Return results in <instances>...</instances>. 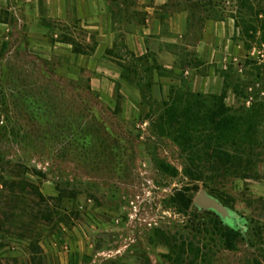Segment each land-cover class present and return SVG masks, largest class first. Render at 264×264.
<instances>
[{"label": "rangeland", "instance_id": "obj_1", "mask_svg": "<svg viewBox=\"0 0 264 264\" xmlns=\"http://www.w3.org/2000/svg\"><path fill=\"white\" fill-rule=\"evenodd\" d=\"M105 2L113 22L133 17L140 23L152 5ZM42 5L38 1L34 10L24 3L22 17L30 24L32 17H42L45 25ZM155 8L160 34L168 38L166 54L125 58L121 81L102 77L93 61L81 67L72 54L95 47L93 34L75 19L73 0H67L66 23H54L64 31L59 40L72 50L50 58L52 37L18 27L0 9V21L9 25L7 32L0 30V264H264V107L255 117L248 113L253 101L264 98L257 27L264 17H254L245 0H168ZM173 17L180 23L176 34L170 30ZM123 48L119 42L114 52ZM38 60L62 89L65 107L73 103L95 135L84 148L70 138L35 139L26 117L14 113L13 81H23L24 74L30 76L27 83L38 85ZM191 94L223 97L229 116L240 119L232 137L211 144L235 168L217 171L211 156L195 162L202 181L210 183L207 189L184 176L186 157L173 141L176 122L181 125L176 117L186 104L197 118L198 107L211 104L190 100ZM42 95L58 102L52 86ZM245 114L252 117L248 135ZM200 123L194 128L203 130ZM194 185L228 209L230 221L193 203L185 208L179 195H192L183 190ZM225 228L237 234L230 250L220 237Z\"/></svg>", "mask_w": 264, "mask_h": 264}, {"label": "trees", "instance_id": "obj_2", "mask_svg": "<svg viewBox=\"0 0 264 264\" xmlns=\"http://www.w3.org/2000/svg\"><path fill=\"white\" fill-rule=\"evenodd\" d=\"M253 2L257 3L258 0H245L248 11L253 12L254 17H264V8L263 11L259 10L262 5H264V0H259V3L256 4L258 7V10L256 11L253 10ZM249 17L251 16L249 15ZM257 23L259 25L257 26L259 30L258 43L264 47V21L260 20ZM235 27L238 28L237 23ZM73 54L76 53L73 52ZM38 63L40 66L37 73L42 80L37 83L38 85H31L30 82L27 83L26 81H28L30 76L24 74H22L23 81L19 82L18 77H15L13 81V84L15 83L13 87L16 90L15 97L13 98V106L14 108H17V110L14 109V113L18 118H20L21 115L26 117V122L31 125V128L29 129V136H33V138L41 140L46 138L47 140H52L53 138L55 141H63L65 139L68 140V142L70 138L72 139L71 143L75 144V147H80V149L84 148L85 143L95 135L92 134L91 131L87 130L83 114L81 111L77 110L76 106L74 108L73 103H71L68 108L65 107V102L59 98L62 89L50 81V73L46 71L44 62L38 60ZM14 72L16 73L15 70ZM50 86L57 90L58 102L54 101L49 103V101H46V98H44L42 95V93L49 90ZM68 87L72 88L71 86ZM76 89L79 91L78 88ZM232 91L234 96H236L235 87L232 88ZM189 97L190 100H198L197 102H199V104H204L206 101H209L208 103L211 104H209L208 107L203 106L202 110L198 107L200 116L202 115V117L199 118H197L196 114L195 116L190 115V112L193 110L191 107H188V104H186L185 108L182 110V115L176 117L177 121H181V125L176 122L177 130L175 132V138L173 141L177 144L179 150L186 157V165L183 170L184 176L192 183L200 182L203 184V187L207 189L209 188L208 186L210 183L208 184L206 180L202 181V174L199 172L198 166L195 162L197 161L198 157L201 159H207V157L211 156L214 160L215 169L217 171L235 168V164L232 159H230L226 153L222 152L220 148L212 147L211 144L215 139L224 140L228 137H232L234 132H236V123L240 119L239 117L235 118L233 116H229L230 110L226 109L222 104L223 97H220L219 99L215 96L205 98L200 94H191ZM260 100L261 101L259 104L255 101L251 103L248 113L251 114L252 117H255L253 114L256 110H261L264 107V98ZM68 115L70 117H68ZM67 117L68 120L70 119L68 123L66 122ZM252 117H250L248 114L242 116L244 120L242 126L245 127V134L247 135L251 131V123L249 124V122ZM247 118L249 119L246 120ZM200 119H202V121ZM197 120L199 123L201 121L200 125L201 129L203 130H200L199 127L194 128L195 124H197ZM58 121H60L59 127L52 129V126L59 124ZM43 126L44 130L42 128ZM206 126L210 127V132L207 135H205ZM11 132L12 129H9V135ZM69 132L73 135H71ZM14 178H16V176H14ZM198 191L199 187L197 185L185 187L183 192H190L192 194L179 195L181 201L184 202L185 208L192 207L193 195H195ZM37 199H39L38 201L43 202V198L41 196H37ZM220 237L224 241L225 248L230 250V248L233 246V240L237 237V234L233 231V229L225 228L223 229Z\"/></svg>", "mask_w": 264, "mask_h": 264}, {"label": "crops", "instance_id": "obj_3", "mask_svg": "<svg viewBox=\"0 0 264 264\" xmlns=\"http://www.w3.org/2000/svg\"><path fill=\"white\" fill-rule=\"evenodd\" d=\"M38 1L43 2L42 7L46 16L44 17L45 25L40 20L42 17H32L31 24L26 21L27 17H22V15L27 14L24 3L31 2L33 9L38 10ZM151 1L152 5L144 8L147 15L143 17L140 23H136L133 17H119L118 21L113 22L105 0H73L76 21L83 30L92 33L95 39V47L92 52L75 54L83 62V65L80 66L93 61L96 65L95 71L102 77L115 78L121 81L120 70L125 63V58L142 59L148 55L161 57L166 54L165 51L167 50L163 48V45L168 38L160 34L161 18L156 17L157 9L155 7H162L168 0H144V3ZM66 5L67 0H0V9L3 7L7 12L6 17H13V23L18 27L19 25L26 26L28 30L37 31L39 37L50 36L54 39L52 44L48 45L46 58L60 56L64 53L68 54L69 50L66 48L72 50L71 44L59 40L64 32L62 26L61 29L54 26V23L61 25L66 23ZM176 18H172L175 22L170 28L171 32L175 34L177 33L176 27L179 26L180 28V23L176 25ZM8 28L7 22L0 21V30L7 32ZM117 42H123L125 46L120 53L114 52ZM167 55L171 56L169 52ZM164 68L170 69L171 67L164 66Z\"/></svg>", "mask_w": 264, "mask_h": 264}, {"label": "water", "instance_id": "obj_4", "mask_svg": "<svg viewBox=\"0 0 264 264\" xmlns=\"http://www.w3.org/2000/svg\"><path fill=\"white\" fill-rule=\"evenodd\" d=\"M192 203L198 209L213 211L224 221H230V219L233 217L228 209L223 207L215 199L207 195L204 191H198Z\"/></svg>", "mask_w": 264, "mask_h": 264}]
</instances>
